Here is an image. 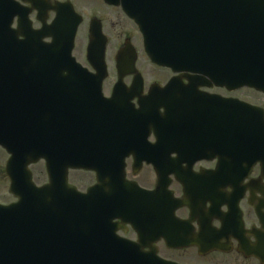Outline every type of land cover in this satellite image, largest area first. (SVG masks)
<instances>
[{
    "label": "flooded vegetation",
    "instance_id": "flooded-vegetation-1",
    "mask_svg": "<svg viewBox=\"0 0 264 264\" xmlns=\"http://www.w3.org/2000/svg\"><path fill=\"white\" fill-rule=\"evenodd\" d=\"M17 1L32 10V28L40 29L39 9H32L29 1ZM144 2L176 4L175 14L171 7L168 15L152 18L151 38L161 46L181 44L179 70L148 55L145 34L131 15V0L37 3L48 24L61 6L71 9L74 16L69 19L78 22L71 56L88 75L76 80L66 73L72 94L59 100L72 106L70 117L64 119L68 122H56L86 126L89 134L74 142L79 153L95 159L89 169L70 168L68 181L86 192L99 183L100 171L107 190L123 205L113 220L116 235L136 243L139 252L155 251L176 264H264V91L220 80L231 71L218 70L212 77L189 70L188 15L178 12L185 2ZM254 19L264 29V15ZM17 26L16 17L13 28ZM225 36L214 46L219 61L221 56L235 58L237 40L231 31ZM76 85H85L80 95L75 94ZM115 89L122 97L111 102ZM152 91L167 103H153L144 117L138 95ZM124 94L132 96L130 111ZM76 107L87 109L88 117L77 118ZM125 116L130 119L125 121ZM78 172L84 178H70ZM158 218L184 223L177 231L165 230V235L184 236L188 242L172 246L159 237Z\"/></svg>",
    "mask_w": 264,
    "mask_h": 264
},
{
    "label": "water",
    "instance_id": "water-1",
    "mask_svg": "<svg viewBox=\"0 0 264 264\" xmlns=\"http://www.w3.org/2000/svg\"><path fill=\"white\" fill-rule=\"evenodd\" d=\"M26 1L33 4L32 9H39L38 18L43 23L39 30L32 28V10L24 9L17 0H0V146L10 154L6 175L9 191L18 199L10 205L0 204V264H176L155 251L139 252L136 243L116 235L113 220L123 205L107 190L100 171L99 183L85 193L69 183L70 168L89 169L95 160L79 153L74 142L89 134L86 126L56 122L60 118L68 122L64 119L70 117L71 103L59 101L61 96L72 94L69 88L73 85L65 83V74L70 72L76 80L88 78L71 56L78 22L69 19L74 16L71 9L61 6L58 17L48 24L47 15L37 5L40 0ZM131 1L134 12L130 14L145 34L148 55L179 70L181 44L161 46L151 38L152 18L168 15L171 7L175 14L176 4ZM179 1L185 2V9L178 12L188 15L189 70L211 76L218 70L231 71L232 75L220 80L264 91V29L254 19L264 15V0H188V5L187 0ZM52 8L56 11V5ZM16 17L18 27L13 28ZM246 18H250L249 24L244 23ZM230 19L233 22L229 23ZM229 31L237 40L235 58L221 56L219 61L214 58V46ZM46 37L52 40L46 42ZM76 87L75 94L80 95L85 85ZM138 96L144 117L153 103H167L165 98L157 100L153 91ZM119 97L115 89L110 101ZM123 97L130 111L127 106L132 96ZM75 110L77 118L88 117L87 109ZM41 160L46 162L48 182L37 185L30 166ZM160 187L159 183L157 193ZM184 226L173 218H158L156 227L168 244L181 246L188 238L169 237L165 230L177 231Z\"/></svg>",
    "mask_w": 264,
    "mask_h": 264
},
{
    "label": "rangeland",
    "instance_id": "rangeland-1",
    "mask_svg": "<svg viewBox=\"0 0 264 264\" xmlns=\"http://www.w3.org/2000/svg\"><path fill=\"white\" fill-rule=\"evenodd\" d=\"M9 155L5 150L0 147V203L6 204L15 200V197L9 192V180L5 175V166ZM31 170L34 175V180L38 185H42L48 181V176L46 172V167L43 161H40L31 166ZM85 174L80 172L76 174H70V178L75 180V178H84ZM71 179V180H72ZM73 183V182H72ZM81 187H84L81 184Z\"/></svg>",
    "mask_w": 264,
    "mask_h": 264
}]
</instances>
